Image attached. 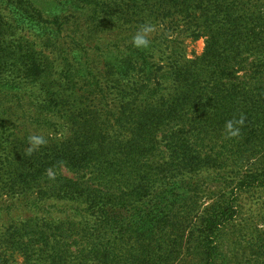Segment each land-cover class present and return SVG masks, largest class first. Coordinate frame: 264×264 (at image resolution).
<instances>
[{
	"label": "trees",
	"instance_id": "trees-1",
	"mask_svg": "<svg viewBox=\"0 0 264 264\" xmlns=\"http://www.w3.org/2000/svg\"><path fill=\"white\" fill-rule=\"evenodd\" d=\"M155 10L194 21L188 36L205 39L203 53L108 51L91 77L77 70L89 105L64 111L67 138L31 152L14 138L0 143L2 194L63 214L6 229L0 264L11 252L24 264H216L237 199L204 206L198 176L264 187V0H165ZM48 24L59 32L57 19ZM24 67L25 82L45 75ZM241 118L229 136L226 121Z\"/></svg>",
	"mask_w": 264,
	"mask_h": 264
},
{
	"label": "rangeland",
	"instance_id": "rangeland-1",
	"mask_svg": "<svg viewBox=\"0 0 264 264\" xmlns=\"http://www.w3.org/2000/svg\"><path fill=\"white\" fill-rule=\"evenodd\" d=\"M164 8L165 0H0V143L6 142L8 149L14 138L30 148L29 138L34 135L44 136L46 144L67 138L71 126L65 113L68 116L71 110L89 105L86 86L78 82L77 70L89 78L90 69L105 64L102 59L109 58L108 51L114 55L127 53L141 25L154 27L147 37L154 57L160 59L159 51L166 45L179 46L188 59L200 56L205 39L188 36L187 29L194 27V21L189 22L179 10H171V16L157 14L155 9ZM54 19L59 32L48 24ZM154 43L158 44L156 49L151 48ZM29 64L45 68L42 79L25 82L26 76L32 77L24 67ZM103 105L105 101L98 108ZM0 174L3 180V172ZM219 176L204 170L198 176L204 180V206L223 194L237 199L236 213L219 241L216 264H264V187L238 190L227 176L223 180ZM15 201L0 190V203L4 205L0 208L2 244V234L18 222L47 219L46 212L47 217L57 220L63 216L44 205L30 209L21 200L20 204ZM3 261L24 264L17 252Z\"/></svg>",
	"mask_w": 264,
	"mask_h": 264
},
{
	"label": "clouds",
	"instance_id": "clouds-1",
	"mask_svg": "<svg viewBox=\"0 0 264 264\" xmlns=\"http://www.w3.org/2000/svg\"><path fill=\"white\" fill-rule=\"evenodd\" d=\"M154 30L153 25L151 24H144L141 25L135 35L132 38V43L137 48H147L149 46L148 34ZM243 124V119L239 120H228L225 123V131L226 133L231 136L235 137L239 134V125ZM29 142L31 147L29 148V152L34 149L39 148L40 146L47 143L46 139L42 135H34L29 138Z\"/></svg>",
	"mask_w": 264,
	"mask_h": 264
}]
</instances>
